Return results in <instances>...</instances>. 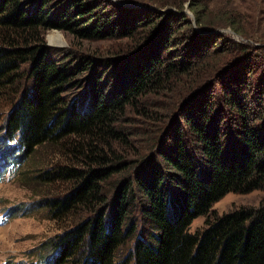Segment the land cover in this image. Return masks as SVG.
<instances>
[{"label":"trees","instance_id":"1","mask_svg":"<svg viewBox=\"0 0 264 264\" xmlns=\"http://www.w3.org/2000/svg\"><path fill=\"white\" fill-rule=\"evenodd\" d=\"M121 3L0 0V92L18 88L3 129L19 148L0 178L49 151L31 185L61 227L51 264H264V200L189 232L226 194L264 192V36L204 23L211 0ZM52 29L121 46L50 48Z\"/></svg>","mask_w":264,"mask_h":264},{"label":"rangeland","instance_id":"2","mask_svg":"<svg viewBox=\"0 0 264 264\" xmlns=\"http://www.w3.org/2000/svg\"><path fill=\"white\" fill-rule=\"evenodd\" d=\"M129 1L143 4L142 2L148 3L157 0ZM115 2L121 3V0ZM205 17L204 23L221 20L218 18L232 19L238 28L244 30L246 34L248 33L247 35L254 38L264 36V0H211L207 6ZM227 28L226 30H228ZM52 35L57 38L54 43H50ZM232 37L235 40H240L234 35ZM44 40L50 48L70 49L87 54L103 53L106 50H115L121 46L117 42L110 41H79L55 29L48 30ZM16 85L0 92V152L5 155V158L0 156V166L4 165L7 158L16 159V156L18 157V145L15 141H8L3 129L9 105L11 100L15 98L14 93L18 89ZM85 86L86 89L89 88L88 81L85 82ZM150 145L152 142H149L146 147ZM48 156H50L49 151L45 148H41L39 153L36 152L32 159H25L24 156L21 159L20 167L14 174L12 172L3 174L0 179V264H40L39 262L44 258L49 259L48 264L56 261V254L47 247L54 237L61 232V227L41 209L40 201L48 188L38 182V178L37 185H31L32 182L36 181L34 177L48 163ZM7 168L8 164L3 167L2 172ZM12 170L14 168L10 171ZM263 200V191H253L248 194L228 193L212 205L211 214L208 217L201 216L194 219L189 227V232L194 233L202 229L205 222L213 219L214 216H221L239 209L253 210ZM11 210L16 213L14 218L10 217L12 216ZM140 233L139 231L137 235ZM132 243L133 241L129 245H133ZM130 249L128 246L121 248L116 255L117 261L126 258Z\"/></svg>","mask_w":264,"mask_h":264},{"label":"water","instance_id":"3","mask_svg":"<svg viewBox=\"0 0 264 264\" xmlns=\"http://www.w3.org/2000/svg\"><path fill=\"white\" fill-rule=\"evenodd\" d=\"M114 2L116 1V0H113ZM118 4H121V5H125V6H127V5H129V4H125V3H120V2H117ZM133 7H141V5H139V4H135V5H133ZM192 20H193V16L188 12V11H184ZM192 23H193V25H194V21H192ZM222 32H226V33H229V34H233L234 35V33L232 32V31H230V30H225V31H222ZM236 36V35H235ZM236 38H238V36H236Z\"/></svg>","mask_w":264,"mask_h":264},{"label":"bare ground","instance_id":"4","mask_svg":"<svg viewBox=\"0 0 264 264\" xmlns=\"http://www.w3.org/2000/svg\"><path fill=\"white\" fill-rule=\"evenodd\" d=\"M57 39L56 37H54L53 35L50 37V43H54V40ZM56 42V41H55Z\"/></svg>","mask_w":264,"mask_h":264}]
</instances>
